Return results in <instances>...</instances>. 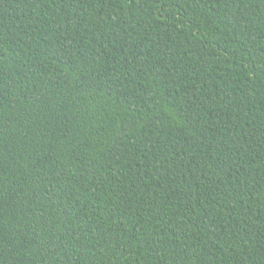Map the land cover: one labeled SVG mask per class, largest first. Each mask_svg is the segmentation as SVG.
Returning a JSON list of instances; mask_svg holds the SVG:
<instances>
[{"label": "trees", "instance_id": "16d2710c", "mask_svg": "<svg viewBox=\"0 0 264 264\" xmlns=\"http://www.w3.org/2000/svg\"><path fill=\"white\" fill-rule=\"evenodd\" d=\"M0 264H264V0H0Z\"/></svg>", "mask_w": 264, "mask_h": 264}]
</instances>
